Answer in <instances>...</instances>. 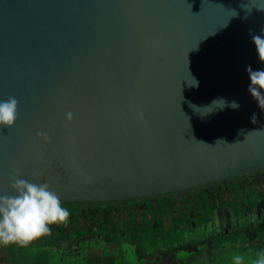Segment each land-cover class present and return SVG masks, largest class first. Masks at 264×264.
Listing matches in <instances>:
<instances>
[{
  "label": "water",
  "instance_id": "1",
  "mask_svg": "<svg viewBox=\"0 0 264 264\" xmlns=\"http://www.w3.org/2000/svg\"><path fill=\"white\" fill-rule=\"evenodd\" d=\"M264 169V0H0V218Z\"/></svg>",
  "mask_w": 264,
  "mask_h": 264
},
{
  "label": "flooded vegetation",
  "instance_id": "2",
  "mask_svg": "<svg viewBox=\"0 0 264 264\" xmlns=\"http://www.w3.org/2000/svg\"><path fill=\"white\" fill-rule=\"evenodd\" d=\"M253 202L255 204L251 207ZM179 220L224 222L218 226L206 221L203 227L205 233L200 232L199 238L195 239V235L190 232H183L174 242L172 233L164 234L159 227L161 224L171 223L174 227L185 228L184 223ZM230 220H240L244 224H248L250 220L264 221V169L249 173L246 178L234 177L196 187L194 190L160 196L100 203L41 199L38 207L32 201L23 214L0 218V233L10 231L13 227L27 226L29 232L7 239L3 247L4 253L13 262L15 259L10 248L15 244L23 249L22 252L26 255L24 261L28 256L32 258L26 264L29 261H32L31 264H89L96 258L98 248L103 252L106 250L108 254L114 252L122 255L124 264H176L177 261L184 262L200 252L194 247L196 241L208 247L217 234V229L223 231L220 232L221 236L228 235L234 228L235 231L238 230L236 222L230 226L233 224ZM149 226L170 241L167 242L168 239L164 238L166 245L162 248H135L141 246V241L146 243L145 237L150 236L147 232ZM158 240L162 242L163 239ZM43 245L49 248L47 252L38 258L31 257L37 252L35 249ZM153 250L170 256L152 257Z\"/></svg>",
  "mask_w": 264,
  "mask_h": 264
},
{
  "label": "rangeland",
  "instance_id": "3",
  "mask_svg": "<svg viewBox=\"0 0 264 264\" xmlns=\"http://www.w3.org/2000/svg\"><path fill=\"white\" fill-rule=\"evenodd\" d=\"M255 204L253 202L252 206ZM245 207V206H244ZM240 209V208H239ZM254 212V211H252ZM214 213V212H213ZM212 213V214H213ZM254 214V213H253ZM242 215V212L240 213ZM183 222L185 228L183 227H174L173 224L168 223L167 225L161 224V230L164 234L172 233L173 241L175 242V238L183 234V232H190L194 236V238L200 237V232H204L203 227L206 221H210L220 226L224 220H179ZM178 221V222H179ZM233 221V226L236 222L239 226L238 230L232 229L228 235L221 236V229H217V234L213 237V240L209 243V246L206 247L205 244L200 241H196L194 243V247L200 252H197L194 256L188 257L186 261H177L176 264H264V221L262 220H250L248 224L241 223L240 220H230ZM261 221V222H260ZM179 222V223H180ZM23 225V224H22ZM176 226V225H175ZM23 228V229H22ZM169 228V229H167ZM202 229V231L200 230ZM234 230V231H233ZM28 231L27 226L23 225L21 228L13 227L10 231H3L0 233V250L5 246V242L7 239H13L15 236L19 237L20 235L26 234ZM150 236L145 237L146 243L141 241V246L138 245L135 248L144 247L145 249L151 248H162L165 246L166 239L163 235H158V230L149 226L147 230ZM163 239L160 242L158 239ZM194 239V240H195ZM170 240L168 239L167 242ZM144 243V244H143ZM193 244V243H192ZM188 246V245H186ZM185 247V246H184ZM11 254L15 259V264H23L24 258L26 257L25 253H23V249L18 245H11ZM49 248L43 245L36 248L37 251L31 257L38 258L44 252L46 253ZM186 247L185 250H187ZM207 250H209L207 252ZM27 259V258H26ZM27 261V260H26ZM71 263L73 261H70ZM183 262V263H182ZM0 264H8L7 262H0ZM43 264V263H42Z\"/></svg>",
  "mask_w": 264,
  "mask_h": 264
},
{
  "label": "crops",
  "instance_id": "4",
  "mask_svg": "<svg viewBox=\"0 0 264 264\" xmlns=\"http://www.w3.org/2000/svg\"><path fill=\"white\" fill-rule=\"evenodd\" d=\"M98 254L96 253V258L94 260H92L91 262H89V264H124V261L122 260V255H117L114 252H111L108 254V252L106 250L101 251L100 248L97 249ZM107 252V253H106ZM152 257L156 256V257H169V254H163L162 252H158V250H153L151 252ZM28 259H32L28 256V258L26 259L27 261H24L23 264H26V262H28ZM140 260V259H139ZM7 262L8 264H15V262L11 261L9 259V255H7V253H4L3 249L0 250V262ZM11 261V262H10ZM30 263L27 264H31L32 261H29ZM131 262V261H130ZM129 264H134V263H129ZM143 264V263H142Z\"/></svg>",
  "mask_w": 264,
  "mask_h": 264
},
{
  "label": "trees",
  "instance_id": "5",
  "mask_svg": "<svg viewBox=\"0 0 264 264\" xmlns=\"http://www.w3.org/2000/svg\"><path fill=\"white\" fill-rule=\"evenodd\" d=\"M44 201H49L50 199H43ZM33 206H34V204H33Z\"/></svg>",
  "mask_w": 264,
  "mask_h": 264
}]
</instances>
